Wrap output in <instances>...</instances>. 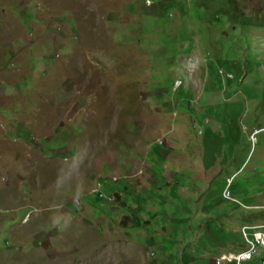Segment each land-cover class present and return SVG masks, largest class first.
<instances>
[{
  "label": "rangeland",
  "instance_id": "374dc122",
  "mask_svg": "<svg viewBox=\"0 0 264 264\" xmlns=\"http://www.w3.org/2000/svg\"><path fill=\"white\" fill-rule=\"evenodd\" d=\"M244 225L264 0H0V264H236Z\"/></svg>",
  "mask_w": 264,
  "mask_h": 264
},
{
  "label": "built area",
  "instance_id": "2783aa9c",
  "mask_svg": "<svg viewBox=\"0 0 264 264\" xmlns=\"http://www.w3.org/2000/svg\"><path fill=\"white\" fill-rule=\"evenodd\" d=\"M182 83L181 80H177V86H180V84ZM223 195L225 198L231 199V191L229 189H225L223 192ZM110 199L115 200V197H110ZM82 202H77L75 203V205H80ZM252 228L249 225H244L242 226V233L245 235L246 239H247V244L248 246L246 247V249L239 251L237 253H226L223 254L221 257V260H232L234 261L236 264H242L245 261H249L252 260L253 257L255 255H259L260 256V249L261 247L264 246V235H261L259 232L254 234L253 236L250 235V237L248 236V234L250 233L249 231ZM243 235V236H244ZM261 258H264V251L262 253V256H260Z\"/></svg>",
  "mask_w": 264,
  "mask_h": 264
},
{
  "label": "crops",
  "instance_id": "0c3cea01",
  "mask_svg": "<svg viewBox=\"0 0 264 264\" xmlns=\"http://www.w3.org/2000/svg\"><path fill=\"white\" fill-rule=\"evenodd\" d=\"M143 178H144V179H147L148 177L144 175ZM131 182H132L133 185H137V186L139 185V186H142L141 184H139L140 182H138V184H136L133 180H132ZM115 194H116L117 196L119 195V199L121 200V196H120V194L117 193V192H116Z\"/></svg>",
  "mask_w": 264,
  "mask_h": 264
},
{
  "label": "trees",
  "instance_id": "16d2710c",
  "mask_svg": "<svg viewBox=\"0 0 264 264\" xmlns=\"http://www.w3.org/2000/svg\"><path fill=\"white\" fill-rule=\"evenodd\" d=\"M100 195H101V193H100ZM114 197H115V200H113L114 202H117V200L119 199V195L117 196L116 194L114 195ZM246 241L244 240V243H245ZM245 246H247V243H245ZM259 259H261L260 257H259ZM261 262H264L263 261V259H261L260 260ZM235 263V262H234Z\"/></svg>",
  "mask_w": 264,
  "mask_h": 264
},
{
  "label": "bare ground",
  "instance_id": "6f19581e",
  "mask_svg": "<svg viewBox=\"0 0 264 264\" xmlns=\"http://www.w3.org/2000/svg\"><path fill=\"white\" fill-rule=\"evenodd\" d=\"M257 207H259V206H257Z\"/></svg>",
  "mask_w": 264,
  "mask_h": 264
}]
</instances>
